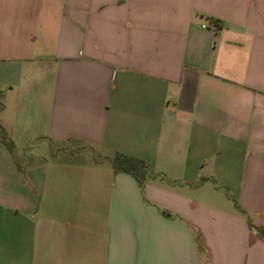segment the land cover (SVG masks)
<instances>
[{
  "label": "crops",
  "instance_id": "1",
  "mask_svg": "<svg viewBox=\"0 0 264 264\" xmlns=\"http://www.w3.org/2000/svg\"><path fill=\"white\" fill-rule=\"evenodd\" d=\"M0 264H264V0H0Z\"/></svg>",
  "mask_w": 264,
  "mask_h": 264
},
{
  "label": "trees",
  "instance_id": "2",
  "mask_svg": "<svg viewBox=\"0 0 264 264\" xmlns=\"http://www.w3.org/2000/svg\"><path fill=\"white\" fill-rule=\"evenodd\" d=\"M7 146L12 150L10 144H7ZM113 167L117 172L132 175L140 185L143 183L147 174V167L142 161L123 155H116L113 159Z\"/></svg>",
  "mask_w": 264,
  "mask_h": 264
}]
</instances>
